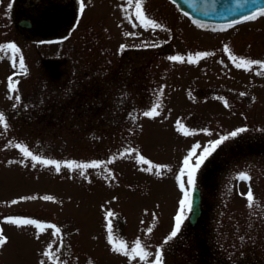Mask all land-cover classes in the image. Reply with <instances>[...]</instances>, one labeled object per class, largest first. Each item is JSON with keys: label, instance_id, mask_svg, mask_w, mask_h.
<instances>
[{"label": "rangeland", "instance_id": "1", "mask_svg": "<svg viewBox=\"0 0 264 264\" xmlns=\"http://www.w3.org/2000/svg\"><path fill=\"white\" fill-rule=\"evenodd\" d=\"M51 1L0 0L17 49L0 50V264H264V14L204 27L170 0ZM194 185L202 214L169 240Z\"/></svg>", "mask_w": 264, "mask_h": 264}, {"label": "water", "instance_id": "2", "mask_svg": "<svg viewBox=\"0 0 264 264\" xmlns=\"http://www.w3.org/2000/svg\"><path fill=\"white\" fill-rule=\"evenodd\" d=\"M192 20L212 24H236L264 9V0H171ZM23 26H32L29 19H21ZM192 214L190 220L196 223L201 208V190H192Z\"/></svg>", "mask_w": 264, "mask_h": 264}, {"label": "snow or ice", "instance_id": "3", "mask_svg": "<svg viewBox=\"0 0 264 264\" xmlns=\"http://www.w3.org/2000/svg\"><path fill=\"white\" fill-rule=\"evenodd\" d=\"M81 7H83V5H81ZM137 8L139 9V5H137ZM260 11H261V14H264V9H262ZM137 15L140 16L142 21H145V17H144V15L141 12L138 11ZM251 18L254 19L255 18V14ZM246 19H248V17H246ZM145 22H146V24H148V25H150L152 27H155V28L161 27L154 20H147ZM5 47L9 48V49H12L13 51L17 50L15 44H8V45L0 46V50H2ZM225 50H227V48ZM206 55H210V53H197V56H201V57L202 56H206ZM169 59H171V60H180V61L183 60V58L179 57V56H172ZM189 62H194V61L189 59ZM21 63H23L22 60H21ZM249 63H260V62L259 61H249ZM17 99H19V98L17 97ZM155 112H156V109L153 108L152 112H145L144 115L148 116V115H151L152 113H155ZM3 120H4V116H3L2 113H0V121H3ZM240 131H243V129H241ZM232 135H236V133H232ZM220 143H221V140L215 141L213 143V145H212V148H214L216 145H218ZM17 147H20L21 151L24 153L25 156H30V157H32V159L40 161L41 163H45V164L56 163L55 161L41 160L40 157L33 156V154L30 151H28L26 147H23V146H20V145H17ZM210 151H211V149L205 150L204 156H201L200 159L198 161H196L195 167H191L189 165V158H185L184 164L189 169V171H188L189 177H192L194 175L196 169L200 166V163L203 161L205 156H207L209 154ZM140 160L142 162H144V163H148V161L144 160L143 157H140ZM73 163H75V162H72V163L68 164L67 167L71 168L73 166ZM56 166H57V169H59V164L58 163L56 164ZM77 167H79V168H88V167L95 168V167H98V163L97 162H93L90 165H78ZM240 179H250V178L246 174H241ZM188 183L191 184V183H193V181L191 179H189ZM181 187L183 188L184 185L181 184ZM32 198H34V197H32ZM44 199L45 200H50L52 198L49 197V196H45ZM247 199H248V206L252 207L253 206L254 197H253V194H252L251 190H249L248 193H247ZM16 202L17 201H13L12 203H16ZM180 206H181V211H180V214L177 215V217H176L175 229L171 232L170 236L167 238L169 240L172 239V237L176 236L177 232L179 231L181 222L185 218L184 217L185 210L192 211V200H191V194L189 192H185V197H184L183 200L180 201ZM108 215L111 216L112 214L109 212ZM8 222L12 223V224H25V225L36 223L34 220H31V219L11 218V217L8 218ZM52 227H54V225ZM6 242H7V238L5 236H3L2 233H0V246L5 245ZM122 247H123V245H122ZM137 249H140V251L143 252V249H141V247H140V242L139 241H137ZM145 255H146V253H145ZM156 264H161V254L160 253H157V255H156Z\"/></svg>", "mask_w": 264, "mask_h": 264}]
</instances>
